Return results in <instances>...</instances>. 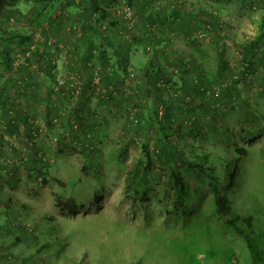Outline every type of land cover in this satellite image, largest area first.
I'll use <instances>...</instances> for the list:
<instances>
[{
    "label": "rangeland",
    "instance_id": "rangeland-1",
    "mask_svg": "<svg viewBox=\"0 0 264 264\" xmlns=\"http://www.w3.org/2000/svg\"><path fill=\"white\" fill-rule=\"evenodd\" d=\"M79 1L46 0L52 5L45 16L38 13L42 1L0 13V29L33 38L26 51H16L9 70L0 68L10 106L0 109V264H264V138L257 137L264 120L243 117L247 104L254 115L264 116V0H135L132 6L118 0L109 11L119 23L109 28L112 38L139 36L150 43L131 50L125 74L96 64L93 81L73 51L80 35ZM126 6L135 22L131 27L123 15ZM172 10L181 16L171 19ZM154 48L170 82L160 81L159 91L145 98L151 88L143 73ZM49 66H54L51 92L42 86V70ZM218 69L233 77L221 108L200 85L218 80ZM104 71L113 83L101 81ZM70 75L76 87L59 88L57 79ZM121 79L128 86H120ZM190 108L202 121L215 118L216 137L192 142L170 128L168 140L190 160L199 153L209 157L212 175L229 198L230 217L252 218L250 229L242 225V237L218 221L208 183L189 196V203H201L186 215L165 213L164 192L171 184L156 164L144 176L151 188L148 200L140 204L133 198L138 184L127 190L128 171L142 159L144 141V132L132 123L135 115L156 111L155 121L165 124L167 110L178 115ZM234 143L245 156H234ZM154 148L150 142L153 158ZM223 157L236 158L234 171L239 170L226 186ZM195 183L191 178L192 187ZM57 198L85 209L67 215L56 206Z\"/></svg>",
    "mask_w": 264,
    "mask_h": 264
},
{
    "label": "trees",
    "instance_id": "trees-1",
    "mask_svg": "<svg viewBox=\"0 0 264 264\" xmlns=\"http://www.w3.org/2000/svg\"><path fill=\"white\" fill-rule=\"evenodd\" d=\"M31 1L46 2V0H0V13L6 7H14L18 3H28ZM117 1L118 0H80L79 4L81 5V8L80 5L78 6L74 4L76 8L81 9V13L77 18L80 35L77 40V44L73 47V51L78 55V64L82 65L83 72L86 71L89 75V79L91 78L92 81L95 78L94 76L97 75V71L93 68L96 64H101L98 66H102L105 63H108L114 67L117 73L125 74L131 50L137 47H145L148 43H150L147 38L143 39V37L139 36H132L129 40H122V36L119 42H115L109 28H116L119 23L117 19L111 18L109 11L116 5ZM128 2L132 6L135 0H128ZM71 3L74 2L71 1ZM51 5L52 2H46L45 7L41 9L43 12H38L39 15L44 14L45 16V10L48 7H51ZM136 6L138 8V5ZM139 11L143 13L141 5H139ZM178 16L180 17L181 14L177 11H171V19H176ZM150 17L154 19L157 18V16ZM36 19L37 16L34 18L35 23H37ZM263 28L264 20H262V23L260 24V29ZM260 36H262V32L258 35L256 41L261 40ZM32 39V35L30 34L0 29V68L4 69V71L9 70L11 68L12 61L17 54L16 51H26L29 44L32 42ZM157 55H160V53L155 50V48L152 49L151 55L147 60V69L143 73L145 83H147L151 88V90H145L146 94H143L145 98L149 95L150 91H159L158 83L160 81L165 83L170 82L169 78H167L166 72L161 66V63L155 59ZM160 56L162 57V54ZM112 58H114V62H111ZM22 68L24 69L25 67ZM53 68L54 66H49L48 68L42 70V72L47 76L52 77L51 69ZM232 78V76L227 77V72H225L224 69H218L216 76V79L218 80L213 81L212 79H204L205 82L201 83L198 73L196 83L199 81L200 85L204 88V93H209V97L212 99L213 105L217 104V107L221 108L224 103H226V99L231 92L230 88L232 85L227 84V81H231ZM103 79H108L109 82L113 83L112 78L105 71L101 81H103ZM119 84L120 86H128V82L124 79H121ZM181 89L183 97H186L187 92L185 91V82L181 85ZM192 90L195 93L198 92L196 86H192ZM217 107H215L216 109L213 107L215 112L216 110L218 111ZM250 107L251 106H248L247 104V109L243 112L245 121L264 120V116L261 115L259 117L254 115L249 110ZM3 108L5 110V108H10V106L9 99L6 97L3 88L0 86V109ZM194 114L195 110L191 108L189 113H183L179 110L178 115L169 114V111L167 110L165 124L157 123L155 121L157 117L156 111H150V113H148L149 117H145L141 113L135 115L132 123L134 126L138 127V131L139 129H142V132H144V141L141 143L142 159L138 161V165L135 163L132 164L128 171L129 176L126 178L127 190H130L129 185L138 184V191L136 190L133 192V198L138 199L140 204L148 200L151 188L148 186V181L144 176L147 172L154 169L156 164V168L158 167L162 172H164L167 180L171 184L169 191L164 192L165 198H163L165 199V206L167 207L165 213L168 215L178 213L186 215L191 210L197 209L201 203L200 199L197 202L195 200L192 204L189 203V196L191 194L196 195L197 193L202 192L199 189L203 184L208 183L211 189L213 209L218 221L235 233L237 237H242V225L247 227V229H250L252 226V218L249 217L239 219L236 217L235 219H232L230 217L231 204L229 198L225 194L221 193L216 176L212 175L214 167L211 165L209 157L206 154L199 153L195 155L193 160H190L181 150L178 149L177 145L171 144L168 140L167 129L170 128L175 129L177 134L184 139L191 137L192 142H198L200 140L208 141L209 139H212V135H216L215 133L217 128L213 125V120L215 121V118H212L211 122H207L202 121L198 117L194 116ZM10 127L12 126L9 125L8 128ZM257 132V137L264 138V130L257 129ZM150 142L155 145L153 152L155 158L152 157V152L149 150ZM231 147L235 157H242L246 155L245 149L238 144L234 143ZM221 167H223L222 186H226L228 184L232 178L231 174L239 175V170L234 171L236 167V158L223 157ZM187 171L192 172V174L186 173ZM191 178L196 180V186L194 187L190 184ZM56 201V206L60 208L61 212L70 216H74L78 212L85 209L84 204H77L72 200L61 201L60 198H57ZM23 231L25 233V239L28 240L30 237L29 233L25 232V230ZM18 240L19 238H16V241ZM30 240L32 245L37 243V238L34 236H32ZM48 247L49 244L47 242L46 244L39 246V251ZM257 261H260L259 257Z\"/></svg>",
    "mask_w": 264,
    "mask_h": 264
},
{
    "label": "built area",
    "instance_id": "built-area-1",
    "mask_svg": "<svg viewBox=\"0 0 264 264\" xmlns=\"http://www.w3.org/2000/svg\"><path fill=\"white\" fill-rule=\"evenodd\" d=\"M123 15H124V19H125L127 25L129 27L133 26V23H135V22H134V19L132 17V13L130 11V8L128 6H126L123 9ZM57 81H58L57 84H58V87L59 88L65 87L67 89L73 90L76 87V78L73 75H70L67 79H64V78L63 79H60V78H58Z\"/></svg>",
    "mask_w": 264,
    "mask_h": 264
},
{
    "label": "crops",
    "instance_id": "crops-1",
    "mask_svg": "<svg viewBox=\"0 0 264 264\" xmlns=\"http://www.w3.org/2000/svg\"><path fill=\"white\" fill-rule=\"evenodd\" d=\"M8 72V71H7ZM44 74V80H43V84H42V86H44L47 90H48V92L49 91H51V88H48L49 86H50V83H52V80L54 79V75L52 74V77H49V76H47L45 73H43ZM11 76H13V73L12 74H10ZM49 80V81H48ZM6 82H9V80L8 81H6ZM6 85V84H5ZM49 85V86H48ZM2 87V86H1ZM51 87V86H50ZM5 89V88H4ZM3 89V90H4ZM47 101H48V99H47V97L45 98ZM49 103V102H48ZM56 110V109H55ZM54 119V118H53ZM53 119H52V121H53ZM47 134L48 133H46V131H45V136H47ZM47 140H48V138H46ZM52 146V145H51ZM48 147H50L49 145L46 147V148H48ZM58 150H60V148H57Z\"/></svg>",
    "mask_w": 264,
    "mask_h": 264
}]
</instances>
